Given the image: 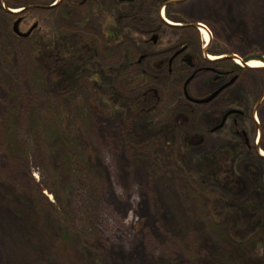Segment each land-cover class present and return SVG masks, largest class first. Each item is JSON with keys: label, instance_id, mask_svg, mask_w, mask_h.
Returning a JSON list of instances; mask_svg holds the SVG:
<instances>
[{"label": "rangeland", "instance_id": "374dc122", "mask_svg": "<svg viewBox=\"0 0 264 264\" xmlns=\"http://www.w3.org/2000/svg\"><path fill=\"white\" fill-rule=\"evenodd\" d=\"M37 1L55 4L54 0ZM114 1L104 0V7H115ZM123 9L136 14L138 22L123 20L116 26L102 15L96 18L104 41L121 25L132 30V37H120L119 48L101 49L103 62L109 66L119 61L121 56L117 54L122 51L137 58L128 80L132 79L134 83H130L135 88L142 83L138 78L142 72L150 74L154 80L145 90L152 89L156 97L162 98L164 108L167 106L163 112L168 110L165 116L186 110L182 98L173 100L175 94L182 95L181 65L173 70L172 87V82L164 78L166 65L158 74L153 72L160 60H167L175 50L200 49L206 61L207 55L237 56L232 60L239 67L238 60L264 64V0L162 3L160 19L183 25L181 30L147 19L150 5L144 0ZM10 11L14 13L8 20L0 17V264H79L73 254L81 247L101 264H264V241L259 237L244 243L240 258H230L233 240H245V230L252 219L232 213L229 222L221 227L226 216L220 219L217 209L213 210L215 184L210 178L198 181L202 180L198 172L204 170L199 167L209 163L204 158L215 155L225 145L220 136L207 137L204 147L193 151H181L175 145L130 146L125 135L133 126L126 125L127 108L99 102L92 93V82L68 96L46 93L36 68L39 36L35 31L49 30L45 26L47 13L27 12L23 6ZM16 23L22 35L32 30L30 37H15ZM58 24L62 30L64 23ZM200 25L210 33L208 47ZM100 32L96 33L98 39ZM134 35L148 43H137ZM154 37L155 45L151 42ZM91 38L90 42L97 41ZM208 67L215 66L211 63ZM237 76L239 81L226 91L225 97L254 101L249 126L255 130L264 125V70L248 67L236 76L224 78L221 86L225 88ZM211 78L208 73L201 75L189 89L191 96L216 91ZM119 91H124L121 83ZM118 101L126 102V96L118 95ZM225 104L217 100L215 106L200 107L194 122L201 123L200 116L207 112L217 114ZM33 117L39 120L37 129L31 126ZM53 119L68 126L72 137L82 139L84 144V154L76 155L77 167L72 175L55 167L60 152L45 134L54 127ZM183 132L186 135V130ZM257 140L258 136L254 146ZM260 151L264 152L263 146ZM254 154L264 160L259 153ZM257 158L244 155L240 159L238 181L231 187V196L236 202L248 198L264 209V164L261 167L262 161ZM71 179V189L67 190ZM217 189L230 194L224 186ZM256 223L259 228L263 220L259 218Z\"/></svg>", "mask_w": 264, "mask_h": 264}, {"label": "trees", "instance_id": "16d2710c", "mask_svg": "<svg viewBox=\"0 0 264 264\" xmlns=\"http://www.w3.org/2000/svg\"><path fill=\"white\" fill-rule=\"evenodd\" d=\"M144 1L147 2V5H150V11L147 12L146 18L153 19L154 22L165 25L160 19L158 12L161 4L164 2L168 3L169 0H164L163 2H161V0ZM139 2L140 0H136L131 4H119L116 2L113 8L104 7V14L101 12L99 13V9L97 10L93 6H91L90 9L88 8L86 13L79 9L75 11L69 6L58 13H56V10H46L45 12L47 15L45 19H47V24L45 26H48L49 30L43 28V31L39 28L35 31V34L38 33L37 36H39L36 40V47L38 50L36 68L41 76V85L49 96H68L74 94L81 89L83 84L90 81L93 83L92 93L99 99V102L103 104L111 103L115 108L118 106L127 108L128 113L125 122L126 125L129 124L133 126L130 127L132 131L129 129L128 133L125 135L126 143L130 146L136 148L153 145L155 148H167L170 145H175L182 151L186 144V137L183 132L184 114L181 110V112H177L175 115L169 114L165 116L168 110L163 112L167 106L164 108L162 98L160 96L156 97V92L152 89L150 91L145 90L148 86H151L150 82L154 80L150 74L142 72L141 75L138 76V78H141V85L132 88L133 86L130 83L132 79L129 81L128 76H131L129 73L130 68L137 65V58L134 59L130 57L129 52L125 53L122 51L117 54L121 56V59L119 57V61H115L109 66L106 65L102 59L104 53L101 52V49H106V47L112 49L119 48L118 42L120 37H132V30L130 27L121 25L117 32L108 36L104 41V33L100 32V27H98L99 25L96 20L104 16V19H107L112 25L118 26L123 20H129L134 24L136 21L138 22L137 15L123 12L121 9L125 8V6L134 7ZM8 9H13L10 3L5 0H0V17L6 18V20H8V17H12ZM58 21L64 23L62 30L57 26L59 25ZM172 29L181 30L183 27H174ZM98 31L102 35L100 39L96 37ZM83 33L84 36L82 35ZM91 37L96 38L100 43L96 40H93V43L90 42L91 39H93ZM134 40L142 45L147 43L145 38H140L137 35H134ZM140 55L141 53H138V56ZM162 61L167 65L166 59ZM178 65L180 64L178 63L175 66ZM223 67L225 68V66ZM237 69L239 70L241 68L238 67ZM165 79L169 81L167 82L169 84L170 81L172 82L171 87L175 84V82L173 83L175 79L174 74L167 73ZM120 83L123 84V92L119 91ZM167 91L168 90L164 91V93ZM160 92L163 94L161 89ZM160 92L157 90V93L160 94ZM118 95L123 97L126 96L127 101L118 104ZM179 98L181 99L179 95L175 94L173 100ZM53 121L54 127L51 126L49 130H45V134L48 139L50 138V142L56 146L58 152H60L59 158H56L57 160L55 159V167L62 172L69 171L70 175H72L77 167V161L75 160L76 155L84 154V149H82L84 144L80 142L82 139L72 137L73 131L71 129L69 130L68 126L64 125V123L56 119H53ZM31 126L33 129L38 128L39 120L36 117L31 119ZM244 155L248 156L249 154L246 151H244V153L241 152L239 148H237L235 152L226 151L225 149L219 150L217 157L214 159V163L208 161L209 163L206 164V167L204 166L205 168L199 167L200 169L203 168L210 172L200 170L197 174L198 178L200 177V179H202L198 180L199 182H204L205 178H210L215 184L212 186V188H214L213 190L220 193L215 195L213 199L215 208L213 210L217 209V214H220L218 215L220 219L226 216L224 222L219 224L221 227L229 222V217L232 213L239 217V214H241V216H246L247 219H252L249 228L245 230V240H233L234 250L232 253H229L231 259L241 257L243 254L241 248L245 242L248 244L256 237L261 238V242L264 241V209L257 207L251 201H233V199L224 195L226 193H221L217 189L224 186L229 193L233 192L231 187H234V183L236 184V181H238L239 170L237 167L240 159ZM250 156L251 158H257L254 153ZM204 159L207 160L208 158ZM257 159L258 161H262L261 167H263L264 160L260 158ZM262 171V176L264 177V167ZM71 182L72 179L69 181V185L67 184L66 186L67 190H69V188L71 189ZM54 195H56L55 192ZM66 203H68V200H66ZM37 217L38 215L33 218V221L37 219ZM259 218L263 220V224L261 227L256 228V220ZM42 223L47 224L43 219ZM225 236L231 237L228 233H226ZM230 239H232V237ZM246 248L244 250H247ZM73 255L76 257L79 264H101L98 258L88 255L86 250H83L82 247L75 250Z\"/></svg>", "mask_w": 264, "mask_h": 264}, {"label": "flooded vegetation", "instance_id": "af4514ba", "mask_svg": "<svg viewBox=\"0 0 264 264\" xmlns=\"http://www.w3.org/2000/svg\"><path fill=\"white\" fill-rule=\"evenodd\" d=\"M10 3L12 8L14 9L17 6H23V9L27 12L30 10L45 12L48 9L60 11L65 7L69 6L73 9H81L86 8V10L91 8V6L95 7V9H99V13L103 14L104 12V0H54L55 4L46 5L43 3L38 2L37 0H5ZM37 1V2H36ZM41 1V0H40ZM117 3L122 4L119 0H115ZM114 1V2H115ZM115 2V3H116ZM11 10V9H10ZM9 12V11H8ZM13 14L14 12H9ZM184 27V26H182ZM184 29V28H183ZM13 35L15 37L21 36L22 34H17L13 29ZM23 37V36H21ZM30 37V36H28ZM26 38V37H25ZM153 45L157 42H153V38L151 39ZM148 43V41H147ZM210 44H206L208 47ZM178 52H180L178 54ZM178 54V55H176ZM145 55V54H144ZM176 55V56H175ZM175 56V57H174ZM143 57V56H142ZM206 57V56H205ZM233 57L225 56L219 58L217 60H209L208 55L206 57L207 61L204 59V54L201 52L200 49H192L190 51L189 47H184L178 50H175L173 53L170 54L168 59L166 60L167 63V73L173 74L174 68H176V64L181 65V76L183 78V85H182V102L185 103L186 110L183 111V129L186 130L185 135V149L187 151H193L197 149H201L204 147L206 143V139L209 136H220L225 145L219 147V150H226V151H234L239 148L249 153V156L252 153H259L260 147H264V125L260 126L253 130L251 126H249L250 121L253 119L254 116V101L253 100H237V98L232 99V97L227 99L225 97L226 91H228L237 81H239L238 76L233 78L229 85L221 86V83L224 78H227L231 75H238L241 71L248 68L242 64H237L242 67L241 69H237L239 66L233 64ZM173 58V60H172ZM172 60V62H171ZM214 65L215 67H208V65ZM248 64V62H244ZM207 64V66L205 65ZM225 66V68L223 67ZM165 67V62L160 60V62L155 67L153 72L157 73L162 71ZM239 67V68H240ZM165 74V76L167 75ZM210 74L211 80L210 84L213 87H217L216 91L210 92L208 94H203L201 96L192 97L190 93V87L197 82L203 74ZM161 77V75H159ZM164 76V78H165ZM163 78V77H162ZM159 79V78H157ZM166 80V79H165ZM160 82V81H159ZM222 89L216 96L214 94L217 93L219 89ZM227 99V100H226ZM220 101L225 102L226 106L223 109L219 110L217 114H213L211 112H207L205 115L200 116V122H194L193 116L198 112L200 107H210L215 106L216 103ZM230 112H234L227 116L226 120L224 118ZM256 114V112H255ZM207 121V122H205ZM203 122L207 123L205 126ZM195 123V124H194ZM202 124V125H201ZM259 125V124H258ZM258 136V140L256 142V146H254V141ZM234 146V148H232ZM206 156L208 159L207 162L214 163V159L217 157V154ZM261 152V151H260ZM260 155V153H259ZM211 158V159H210ZM213 158V159H212ZM204 166V165H203ZM214 195H218L220 193H213ZM226 197L230 199H234L231 196V193L224 194ZM248 201V198H245Z\"/></svg>", "mask_w": 264, "mask_h": 264}, {"label": "bare ground", "instance_id": "6f19581e", "mask_svg": "<svg viewBox=\"0 0 264 264\" xmlns=\"http://www.w3.org/2000/svg\"><path fill=\"white\" fill-rule=\"evenodd\" d=\"M166 20V19H165ZM169 24H172V25H175V24H173L172 22H170V21H168V20H166ZM200 32H201V35H202V37H203V39H204V41L206 42V44H209L210 42H211V36H210V33L208 32V30H207V28L205 27V26H203V25H200ZM219 58H222L221 56L219 57ZM219 58H213V57H209L208 56V59L209 60H217V59H219ZM236 63L237 64H240V61L238 60V61H236ZM248 67L250 68V69H254V70H264V64L263 63H261V62H255V61H253V62H250V63H248ZM260 156L261 157H263L264 158V152H260Z\"/></svg>", "mask_w": 264, "mask_h": 264}, {"label": "water", "instance_id": "95a60500", "mask_svg": "<svg viewBox=\"0 0 264 264\" xmlns=\"http://www.w3.org/2000/svg\"><path fill=\"white\" fill-rule=\"evenodd\" d=\"M121 3H129V4H131V3H134L136 0H119ZM184 1H186V0H172V1H170V2H168V3H166V5H171V4H179V3H181V2H184ZM9 12H11L10 10H8ZM164 20V19H163ZM165 21V23H167L168 25H170V26H178V27H180V26H183V25H172V24H169L166 20H164ZM14 31L17 33V34H20L19 32H18V23H16L15 25H14ZM31 32H32V30L28 33V34H26V35H21V36H24V37H28L30 34H31ZM156 41V37H154L153 38V42H155ZM180 52H178V54H179ZM178 54H176V55H178ZM175 55V56H176ZM174 56V57H175ZM234 58H237V56H235ZM172 60H173V58H172ZM172 60H171V62H172ZM240 63L242 64V65H244L245 67H248V64H246V63H244L243 61H240ZM219 92H217L216 94H214V96H216L217 94H218ZM232 113H234V112H230V113H228L227 115H226V117L224 118V121L226 120V118H227V116L228 115H230V114H232ZM259 153H260V150L258 151Z\"/></svg>", "mask_w": 264, "mask_h": 264}]
</instances>
